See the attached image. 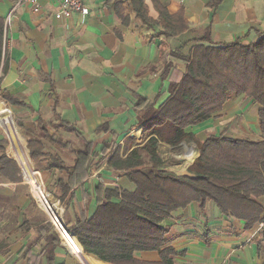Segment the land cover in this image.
I'll return each mask as SVG.
<instances>
[{
    "label": "crops",
    "instance_id": "0c3cea01",
    "mask_svg": "<svg viewBox=\"0 0 264 264\" xmlns=\"http://www.w3.org/2000/svg\"><path fill=\"white\" fill-rule=\"evenodd\" d=\"M18 1L0 0L7 33L0 94L9 92L22 102L4 100L18 120L25 139L21 145L38 164L44 183L57 199V180L68 178L77 157H89L91 174L69 194L72 217L92 215L99 184L134 188L120 171L100 166V159L145 143L147 107L156 109L170 97L175 73L177 78L187 70V61L179 55L189 54L192 39L202 36L203 28L211 27L213 44L239 38L249 43L264 32V0H223L216 10L207 7L209 0H161L172 13L183 8L189 20V30L172 37L163 33L166 21L149 0V14L157 21L152 27L129 10L130 24L124 25L107 0H85L90 14L84 17L75 12L67 20L55 17L56 0H37L38 12L32 4L16 6ZM139 97L147 102L138 106ZM259 110L252 99L240 96L229 100L217 116L187 130L201 141L222 132L259 139ZM29 138L40 139L46 155L33 159L27 148ZM4 139L0 132V140ZM161 149L173 152L174 147L161 142ZM54 158L66 168L50 167ZM180 166L183 171L185 164ZM62 202L66 208V201ZM258 202L264 209V196ZM63 218L66 222L65 212ZM0 220V264H49L45 255L48 235L40 229L49 220L21 180L0 176ZM259 222L248 227L246 220L228 218L213 201L204 209L193 202L165 220L169 226L166 237L180 252L175 264H264V232L258 230ZM54 231L60 238L54 248V264H99L95 255L67 237L69 251L56 229L49 234ZM136 255L147 261L160 259L156 251Z\"/></svg>",
    "mask_w": 264,
    "mask_h": 264
},
{
    "label": "trees",
    "instance_id": "16d2710c",
    "mask_svg": "<svg viewBox=\"0 0 264 264\" xmlns=\"http://www.w3.org/2000/svg\"><path fill=\"white\" fill-rule=\"evenodd\" d=\"M159 16L166 21L164 34L176 36L189 30L185 10L170 12L161 0H149ZM223 0H209L207 7L216 10ZM124 25L131 21L130 13L145 25H157L149 14L147 0H107ZM5 18L0 16V71L5 69L3 38ZM203 35L194 42L188 55H179L187 61V70L171 83L170 97L158 108L150 105L144 115L143 132L148 138L142 146L124 154L117 150L108 159H100V166L120 171L134 188L114 186L96 187L97 205L89 217H72L69 213L70 191L83 183L91 171L89 157L79 156L69 169L67 179L56 182L57 195L66 201V226L84 252L95 255L97 263L111 264H175L180 254L167 239L169 226L165 220L180 208L197 202L204 209L213 201L223 214L247 221L253 226L262 217L264 209L258 199L264 196V32L249 43L244 38L224 44L211 42V27L202 29ZM170 64L168 65V67ZM1 81V75H0ZM1 97L10 103H22L9 92ZM244 96L260 105L259 120L262 135L259 139L236 138L222 132L201 141L187 129L217 116L225 104ZM147 102L139 97L138 106ZM183 141L197 144L196 158L187 169L194 177L178 174L162 166L161 142L176 148ZM7 140H0V176L20 181L16 164L5 152ZM91 144L87 143L89 147ZM29 154L33 159L46 155L40 139L29 138ZM149 155L150 164L143 153ZM50 167L66 166L54 158ZM51 221L41 226L45 231L49 249L45 252L49 264H54V248L60 241ZM156 251L159 260L147 261L136 254ZM102 261H100V260Z\"/></svg>",
    "mask_w": 264,
    "mask_h": 264
},
{
    "label": "built area",
    "instance_id": "2783aa9c",
    "mask_svg": "<svg viewBox=\"0 0 264 264\" xmlns=\"http://www.w3.org/2000/svg\"><path fill=\"white\" fill-rule=\"evenodd\" d=\"M58 4V10L55 12V17L59 20H67L71 17V15L75 12L82 14L84 17L90 14V8L87 6L85 0H56ZM22 3H28L34 5V11L38 12L40 7L37 4V0H19L16 4L20 5ZM12 13V12H11ZM11 13L8 15L6 19V23L11 17ZM7 47V33H6V26L4 30V38H3V57H5V51ZM1 75V71H0ZM5 107L9 108L8 115H10V121L13 125H16L14 117L12 115V110L9 106H7L4 102L2 103ZM3 128V126L0 124ZM17 127V126H16ZM4 129V128H3ZM183 141L180 146L184 148L183 158L188 159L189 162H192L198 153L197 144L193 141ZM17 151V150H16ZM19 152L17 151V154ZM17 164V172L19 177L21 178V182L26 184L29 188L30 193L36 199V203L40 204V206L46 211L48 214L50 221L53 223L55 229L59 232L64 242L68 245L69 249L71 250V246L67 241V237L70 239L74 238L72 232L67 228L65 224V220L63 218L62 213L65 211L64 203L58 199L64 207L58 209L55 203L51 202V198H49V192L47 191L46 184L42 180V175L40 170L31 168L29 164L22 158L21 155L19 157H15ZM48 208L52 211L54 217L51 215ZM3 227V222L0 220V230ZM258 230L264 232V222H259ZM72 252V250H71Z\"/></svg>",
    "mask_w": 264,
    "mask_h": 264
},
{
    "label": "rangeland",
    "instance_id": "374dc122",
    "mask_svg": "<svg viewBox=\"0 0 264 264\" xmlns=\"http://www.w3.org/2000/svg\"><path fill=\"white\" fill-rule=\"evenodd\" d=\"M5 103L7 105V102L4 101L1 97H0V105L2 103ZM8 106V105H7ZM1 107V106H0ZM10 107V106H9ZM11 108V107H10ZM12 110V109H11ZM12 115L14 117V120L16 122V126H17V129H18V132L20 133L21 135V132H20V127H19V124H18V120L17 118L15 117L13 111H12ZM0 132L1 134L4 135V138H6L7 140V143L5 144V152L7 154H9L10 156L12 157H19V155L22 156V158L26 161L27 164H29L31 166V168H34V169H38V164L32 160L29 156H28V152L26 150V148H24V146H22L20 144V141L18 140L17 137L14 138V141L11 142L10 139L8 138V135L6 134L5 130L0 126ZM5 140V139H4ZM190 142V141H189ZM188 142V143H189ZM13 144V145H12ZM19 152L17 154V151ZM25 150V151H24ZM184 148L182 146H178L176 148L173 149V152H170L169 150H166V149H161L160 152H161V158H162V166L164 168H168V169H171V170H174L176 171V173L180 174L182 173V170H180L182 168L181 163L183 165V163L185 164V166H183V169H187V161H189L188 159H184L183 157H179V154H184ZM16 152V153H14ZM0 153H1V150H0ZM26 156V157H25ZM143 156L144 158L147 160V163L150 164V160H149V155L144 152L143 153ZM184 161H180V160H183ZM187 160V161H186ZM42 175V174H41ZM42 180H43V176H42ZM24 184V183H23ZM26 186V184H24ZM27 187V186H26ZM47 187V186H46ZM27 190L29 191V188L27 187ZM47 191L49 192V198H51V202L52 203H55L56 204V207L58 209L64 207L60 202H58V199L56 196H54L51 192L50 189H48L47 187ZM30 192V191H29ZM30 196L32 198V200L34 201V203H36V199L32 196V194L30 193ZM36 205L45 213V216L47 218V220L50 221V218L48 216V214L46 213V211L40 206V204H37ZM62 215H64V212L62 213ZM70 251V249H68ZM76 256V255H75ZM77 257V256H76ZM78 258V257H77ZM83 264V263H82Z\"/></svg>",
    "mask_w": 264,
    "mask_h": 264
},
{
    "label": "bare ground",
    "instance_id": "6f19581e",
    "mask_svg": "<svg viewBox=\"0 0 264 264\" xmlns=\"http://www.w3.org/2000/svg\"><path fill=\"white\" fill-rule=\"evenodd\" d=\"M9 108L8 107H0V124L3 126L6 134L8 137L11 139V141H14V138L17 137L18 140L20 141V144L24 145L25 139L22 138L18 131L16 130L15 125L11 123L10 115H8ZM9 118V119H7ZM25 151V150H24ZM16 153V152H14ZM26 157V156H25Z\"/></svg>",
    "mask_w": 264,
    "mask_h": 264
},
{
    "label": "water",
    "instance_id": "95a60500",
    "mask_svg": "<svg viewBox=\"0 0 264 264\" xmlns=\"http://www.w3.org/2000/svg\"><path fill=\"white\" fill-rule=\"evenodd\" d=\"M181 174L182 175H188V176H191V177L195 176V174L191 173L188 169H184Z\"/></svg>",
    "mask_w": 264,
    "mask_h": 264
}]
</instances>
